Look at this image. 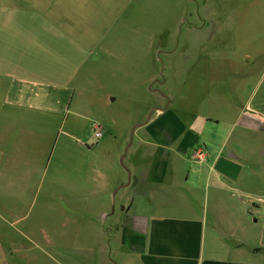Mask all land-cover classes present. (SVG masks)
I'll return each mask as SVG.
<instances>
[{
    "label": "crops",
    "instance_id": "obj_1",
    "mask_svg": "<svg viewBox=\"0 0 264 264\" xmlns=\"http://www.w3.org/2000/svg\"><path fill=\"white\" fill-rule=\"evenodd\" d=\"M213 1L209 65L194 54L192 115L180 107L177 135L133 140L124 158L130 172L108 184L101 171V198L73 199L75 207L55 215L51 237L88 236L100 218L91 205L101 207L103 264H264V0ZM71 13L66 0H0V184H80L83 192L89 184V122L74 105L75 79L101 39L79 38L78 55H69ZM244 34H252L253 53L240 44ZM111 161L101 160V170ZM109 186H118L121 212L107 213L117 202ZM54 247L56 262L65 254L73 264L72 249Z\"/></svg>",
    "mask_w": 264,
    "mask_h": 264
},
{
    "label": "rangeland",
    "instance_id": "obj_2",
    "mask_svg": "<svg viewBox=\"0 0 264 264\" xmlns=\"http://www.w3.org/2000/svg\"><path fill=\"white\" fill-rule=\"evenodd\" d=\"M220 1L224 5V0ZM66 3L72 10L68 15L73 24L72 37L65 44L69 55H78L74 44L79 38L101 39L100 46H91L94 53L75 79L74 105L77 103V109L89 122L84 126L83 137L94 152L88 157L89 184H85L84 192L80 184H0V264H61L54 259L61 255L54 251L56 243L73 250L68 254L73 256V264L108 261L101 231L104 223L101 207L99 210L98 206L90 205L93 216L99 218L100 212V218L90 221L88 236L51 237L55 215H62L64 208L75 207L73 199L83 198L82 193L90 199L101 198V184L105 182L101 171L106 173L108 184H118L119 174L126 176V161L123 165L116 157L121 149L120 140H125L124 150L131 128L144 121L154 106H165L167 97L171 99L169 106L155 110L150 120L136 129L134 140L153 132L164 135V139L177 135L181 129L178 117L184 114L180 107L186 106L189 115L194 108V54L199 57L202 53L207 62L204 59L201 62L209 65V42L217 20L211 10L212 0H66ZM195 25L205 29L196 32ZM181 37L189 42L183 45L182 39L178 45ZM239 39L245 52L256 50L252 34ZM196 40L203 42L202 46L195 48ZM83 48L89 52V47ZM200 68H205V63ZM97 122L103 133L100 139L94 138L93 125ZM161 136L158 138L163 141ZM101 160H112L114 167L101 170ZM117 188L107 189V195L117 200ZM126 188L137 198V209L145 210L137 188L132 184ZM55 201L61 202V206ZM63 201L69 206H62ZM123 206L117 200L107 213L121 212ZM55 208L59 210L56 212ZM62 256L64 264H71L65 261V254Z\"/></svg>",
    "mask_w": 264,
    "mask_h": 264
},
{
    "label": "water",
    "instance_id": "obj_3",
    "mask_svg": "<svg viewBox=\"0 0 264 264\" xmlns=\"http://www.w3.org/2000/svg\"><path fill=\"white\" fill-rule=\"evenodd\" d=\"M167 100H168V102H167V104H166L165 106H154V107L151 109L150 113L148 114V116L146 117V119H145L144 121L135 124V125L131 128L128 143H127V145H126V147H125V149H124V152H123V154H122V156H121V159H120L121 164L124 165V158H125V156H126V154H127V152H128V149H129V148L131 147V145L133 144L134 134H135L136 129L139 128V127H141V126H143V125H145V124L150 120V118H151V116H152V114H153V112H154L155 110H161V111H162V110H165V109L169 106L170 98L167 97ZM128 171L130 172L129 169H128ZM131 180H132V177L130 176L128 182H127L126 184H121V185L119 186V188H120V187H123V186H125V185H129V184L131 183ZM135 180H136V177L134 176V177H133V181H135ZM117 189H118V188H117Z\"/></svg>",
    "mask_w": 264,
    "mask_h": 264
},
{
    "label": "built area",
    "instance_id": "obj_4",
    "mask_svg": "<svg viewBox=\"0 0 264 264\" xmlns=\"http://www.w3.org/2000/svg\"><path fill=\"white\" fill-rule=\"evenodd\" d=\"M93 127H94V138L100 139L103 135L101 125L97 122L96 124L93 125Z\"/></svg>",
    "mask_w": 264,
    "mask_h": 264
},
{
    "label": "flooded vegetation",
    "instance_id": "obj_5",
    "mask_svg": "<svg viewBox=\"0 0 264 264\" xmlns=\"http://www.w3.org/2000/svg\"><path fill=\"white\" fill-rule=\"evenodd\" d=\"M132 180H133V178H132Z\"/></svg>",
    "mask_w": 264,
    "mask_h": 264
}]
</instances>
